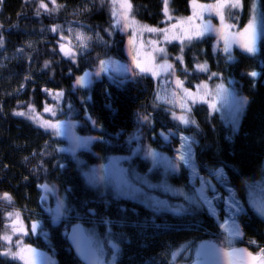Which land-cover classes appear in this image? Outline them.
I'll list each match as a JSON object with an SVG mask.
<instances>
[{"label": "trees", "instance_id": "trees-1", "mask_svg": "<svg viewBox=\"0 0 264 264\" xmlns=\"http://www.w3.org/2000/svg\"><path fill=\"white\" fill-rule=\"evenodd\" d=\"M244 1L243 6L248 4L249 8L251 0ZM260 1L264 13V0ZM44 2L47 11L40 8V0H0V197L5 193L11 197L10 201L0 199V235L7 231L13 242L19 240L22 246L39 250L53 242L60 264H67V258L70 264H76L62 232L71 222L84 227L96 224L111 240L120 239L123 252L118 264H172L171 249L169 254L167 251L171 243L184 242L192 247L210 239L221 244L226 237L220 236L217 220L202 203L180 197L186 211L167 212L163 217L164 213L156 214L155 208L106 192L87 173L90 166L103 160L110 162L116 155L132 156L134 145L139 149L136 157L128 156V163L145 161L147 165V158L155 161V155H145L148 147L158 150L160 142L169 141L163 140L159 131L180 126L164 105L153 100L157 81L153 73L164 59L179 56L172 66V83L193 103L190 113L194 124L183 131L197 139V167L201 173L223 167L229 184L246 200L247 186L264 174V35L255 53L222 37L214 49L212 39L228 29L222 27L215 8L199 6L214 5L216 0H195V4L193 0H168L167 15L164 0H130V14L159 30L176 23L178 17L191 16L184 31L178 33L185 36L184 43L176 40L169 45L168 55H158L159 63L152 65L151 74L141 73L134 65L135 78L102 76L78 84L77 77L85 76L87 70L110 55L129 60L125 50L131 30H125V21L117 15L119 4L112 0ZM223 11L224 17L238 16L239 26L233 27L234 31L244 29L248 9ZM209 23L210 29L197 35ZM156 33V46L164 48L161 32ZM81 34L86 38L83 41L79 39ZM61 45L73 54L65 55ZM129 53L139 57V48ZM221 74L226 85H235L247 97L235 128L216 104L211 106L213 101L199 96L200 91L191 84ZM45 121L59 122L60 131L42 126ZM160 170L152 167L151 174ZM169 178L173 185L183 184L188 175L183 171ZM50 185H55L64 199L63 214L58 218L49 216L48 202L42 197L43 188ZM162 196L172 195L167 192ZM239 219L244 233L235 242L252 254L260 253L264 249V218L249 206ZM14 223L18 234L12 233ZM0 245V252L10 247L2 240ZM0 264L23 262L0 255Z\"/></svg>", "mask_w": 264, "mask_h": 264}, {"label": "rangeland", "instance_id": "rangeland-1", "mask_svg": "<svg viewBox=\"0 0 264 264\" xmlns=\"http://www.w3.org/2000/svg\"><path fill=\"white\" fill-rule=\"evenodd\" d=\"M246 2L241 0L242 6H238L239 8H246L249 10V19L246 20V25L254 14V11L255 14L264 21L261 1L251 0L249 8L247 7L248 4L243 6ZM117 3L119 4V2ZM130 13L128 19L125 20L119 5V9L117 10L118 18L125 21L123 24L128 25L125 27V30H131L125 50L129 60H122L114 55L100 60L93 68L86 71L88 74L84 80L86 83L92 82L94 79L101 78L102 76L112 79L119 77L135 78L137 72L134 70V65L137 69V63L148 69L147 71H143L144 73H149L152 65H157L159 63L158 55H161L163 52L165 55L169 54L168 47L171 43H175L176 40L178 44L184 43L182 39H184L185 36L180 37L178 33L184 31L189 20L187 17H178L176 23L167 24L160 29V36L164 41V43H162L164 48H162V46H156L157 42H155L153 38V34L157 33L147 31L143 26L146 25L149 28L153 27L149 24L141 23ZM237 17L238 16L234 15H231L230 18L224 17L222 27L226 28V30L228 29V32H223L220 36L212 39L213 42H211V44L214 49L219 45L220 37L233 40L237 47H241L242 38L236 35L239 32L233 30V27L237 28L239 26ZM218 19H220V17ZM133 20L135 23L132 22ZM175 34L178 35L175 37ZM263 35L264 34L258 36L257 44H259ZM214 43H216V46H214ZM135 47L139 48V57L136 58L129 53L133 51ZM256 47L258 49L257 45ZM203 53H205V49L202 48V54ZM179 59L180 57L176 56L174 59H164V63L161 61L162 63L156 68L157 71L154 75L157 81L155 82L156 90L154 91V95H152L153 100L164 105L167 114L170 113L171 118L180 126H175L179 132L178 137L166 143L160 142L162 147L160 146L158 150L148 147L149 151H146L145 155L148 157V155L151 156L153 154L157 158L155 161L147 158V165L145 161L128 163L130 161L128 156L130 155L123 157L121 155H116L110 162L103 160L90 166L87 175L94 181L100 183L101 188H103V190L106 189V192L112 191L115 196L123 197V199L128 198L132 202L155 208L156 214L164 213L161 215L163 217L167 215V212L181 214L186 211V204L184 200L182 201L179 199L180 197L191 203H197V201L202 203L209 214L217 220L221 230L220 236L226 238L222 240L223 242H221V244L216 243L214 240L207 239L197 242L196 245L192 247H190L188 243L185 245L184 242L178 245L171 243L172 247L169 245L167 251L169 254V250L171 249L169 260L172 264H214L212 261L208 260L204 252L203 245L205 243L215 242L214 244H216L217 248H223L225 250L235 248L241 249V246H238L237 242H235L238 239H242L244 233L239 216L245 213L250 206L257 214L264 218V174L253 181L251 185L247 186L244 196L246 200H244L238 195L236 189L229 184L227 173L223 167L215 168L211 173H201L199 171L195 160L197 139L192 134L183 131L186 126L194 124L193 116L190 113L193 103L190 102L182 92L173 88L172 83V81L174 82V70L172 66L173 63L175 61L178 62ZM102 61L104 62L103 64L101 63ZM161 65H164V67H161ZM167 65H171V68H168ZM197 70L201 71L199 67ZM162 71H165V74H163ZM140 72L142 73L141 70ZM213 80L214 82L211 83ZM225 81L227 80H225L221 74V76L218 75L215 78L200 80L199 82H192L191 84L200 91L201 94H198L199 96L203 95L207 101H213V103L209 104L211 106L216 104L217 109L223 113V116L231 124V127L235 128L240 121L241 114L247 102V97L241 94L237 87L234 88L235 85H226L227 83ZM187 93H189V91H187ZM191 95L194 96L195 94L192 92ZM181 117H183V120ZM185 120L188 122L185 123ZM85 140L84 138V141ZM133 147V152L130 154L136 157L139 148H136V145ZM181 157H183V159ZM138 165H140V169ZM152 167L153 169L159 167L161 170L156 175H153L151 174ZM183 171L188 175V178L184 181L185 183L173 185L169 182V175H178ZM207 176L213 178L217 186L215 192L210 191L209 184L206 181ZM55 190V185H50V188L45 186L42 190V197L44 201L48 202L46 207H48L47 212L50 214L49 216L58 218L63 214L61 211L64 209L65 205L63 204V197H60V194ZM156 191H158V193H156ZM167 192H170L175 199H172V196L171 198L162 196L167 194ZM83 218L86 221L87 217L83 216ZM40 223L36 224L40 225ZM74 227L75 230L72 234H82V230H84L89 248L91 247L90 249L94 251L93 260H89L91 261L90 264H118L116 255L112 253V251H114L113 242L115 240H111L110 237L107 236V232L103 233L104 230L99 228L96 224L91 226L85 225L83 229L80 225ZM19 229H21V227ZM39 229L41 230V227ZM39 229H37V232H40ZM16 234H18V232ZM47 237L50 236L47 234ZM46 247L47 248L42 250L36 249L38 264H60L61 260L57 258V246H55L53 242H47ZM189 248L193 250L194 257L186 259L192 255L190 254L191 251ZM70 256L72 257V255ZM166 259H168V255ZM66 261L68 264V258ZM75 262H77L76 264L81 263V261L78 262L77 260H75Z\"/></svg>", "mask_w": 264, "mask_h": 264}, {"label": "snow or ice", "instance_id": "snow-or-ice-1", "mask_svg": "<svg viewBox=\"0 0 264 264\" xmlns=\"http://www.w3.org/2000/svg\"><path fill=\"white\" fill-rule=\"evenodd\" d=\"M51 2L55 4L56 0H51ZM112 2L113 4L119 2L120 9L122 10V16L125 20H127L132 8L130 0H112ZM193 3L195 4V0H193ZM167 4H168V0H164V5H165L164 11L166 15L168 13ZM238 6H242L241 0H216V3L214 5H208V6L200 5L199 7L215 8L217 10L216 14L220 17L221 22L223 23L224 21L223 10L225 8H236ZM40 8H43L46 11L49 10L48 5L44 2V0H40ZM113 14L114 15L116 14L115 10ZM189 19H191V17ZM132 22L135 23L134 20ZM127 26L128 25L125 24V27ZM143 27L150 32L161 31L156 28H149L146 25ZM210 27H211L210 23L205 24L203 31L198 32L197 35H203V32L209 30ZM53 31H55V29H53ZM261 34H264V21H262L261 18L258 17L254 11V14L250 18L248 24L244 27L243 31L237 33L236 35L242 38L241 47L244 49V51L248 53H255L257 50L256 47L257 38ZM79 39L83 41L86 38L83 36V34H81ZM2 44H3V40L2 38H0V45ZM226 45H227V40H226ZM225 50H227V47ZM61 51H63L65 55L70 56L73 54L71 50H65L64 45H61ZM101 63L103 64L104 62L102 61ZM137 67H139L142 72L148 70L142 67L139 63H137ZM161 67H164V65H161ZM167 67L171 68V65H167ZM87 75L88 74L85 73V76L77 77V83L82 84L85 78L87 77ZM153 75H155V72L153 73ZM251 75L255 76L256 73L253 72L251 73ZM181 83H182L181 81L177 80L178 86H181ZM218 87H222V86H218ZM185 92H187V90H185ZM189 95L191 94L189 93ZM45 111H51V109L46 108ZM17 114L24 115V113H17ZM181 119L183 120V117H181ZM184 122L187 123L188 121L185 120ZM42 126L46 128H51L53 130H56L57 132H59L61 128V124L59 122L52 123L50 121H45ZM181 158L183 159V157ZM0 199L10 201L11 197L7 193H5L3 194L2 197H0ZM8 215L9 217H12L13 213H9ZM15 215L18 218L19 214L16 213ZM35 228L36 226L33 225L32 230L35 231ZM17 231L18 229L14 223L12 226V233L16 234ZM0 240L4 241L6 245H11L10 247H5V250L3 252H0V255L10 256L14 260L22 261L23 264H38V254L36 249L31 248V246H22L19 240L13 242L12 235H10L7 231L3 235H0ZM13 248H15V250H13ZM211 259L215 261V264H264V249H261V252L254 256L252 253L246 252V250L228 251L223 248H217L214 250V254L211 256Z\"/></svg>", "mask_w": 264, "mask_h": 264}, {"label": "flooded vegetation", "instance_id": "flooded-vegetation-1", "mask_svg": "<svg viewBox=\"0 0 264 264\" xmlns=\"http://www.w3.org/2000/svg\"><path fill=\"white\" fill-rule=\"evenodd\" d=\"M172 139H169V141H171ZM118 198H120V196H116ZM163 218V217H162ZM78 227L79 225L82 227V229L84 228V224L82 223H78V224H71L68 229H65L63 230V234L67 237V241L69 243L68 246H70V249L72 250L73 252V258H75V260H77L78 262L81 261L82 264H90L91 261L89 260H93V257H94V251L91 250L89 248V244L88 242L86 241V236L84 234V230H82V234H77V235H74L72 234V232L75 230V227ZM73 226V228H72ZM120 227V226H119ZM85 236V238H84ZM114 244V247H113V250L112 253L113 255H116V260H117V263L121 257V254L123 252V245L120 241V239H117L113 242ZM89 250V251H88ZM88 251V253H87ZM86 252V253H85ZM114 257V256H113ZM214 264L215 262L212 261ZM77 263V262H76ZM80 263V264H81Z\"/></svg>", "mask_w": 264, "mask_h": 264}, {"label": "water", "instance_id": "water-1", "mask_svg": "<svg viewBox=\"0 0 264 264\" xmlns=\"http://www.w3.org/2000/svg\"><path fill=\"white\" fill-rule=\"evenodd\" d=\"M179 132L175 128H170L167 132H164L163 130L159 131V135L163 138V140L167 141L168 139H176L178 137ZM206 181L209 184V189L212 192H215L217 190V186L215 185V182L213 181V178L210 176L206 177ZM203 249L205 254L208 257L209 261H214L211 259V256L214 254V250L217 249L216 244L214 242H207L203 245ZM231 250H245V249H229L228 251ZM248 252V251H246ZM255 256V255H254ZM215 262V261H214Z\"/></svg>", "mask_w": 264, "mask_h": 264}]
</instances>
